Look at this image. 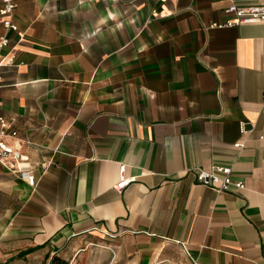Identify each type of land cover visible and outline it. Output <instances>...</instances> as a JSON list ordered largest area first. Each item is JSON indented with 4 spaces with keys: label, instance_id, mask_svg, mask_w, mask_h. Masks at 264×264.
I'll list each match as a JSON object with an SVG mask.
<instances>
[{
    "label": "crops",
    "instance_id": "obj_1",
    "mask_svg": "<svg viewBox=\"0 0 264 264\" xmlns=\"http://www.w3.org/2000/svg\"><path fill=\"white\" fill-rule=\"evenodd\" d=\"M234 1L264 4L18 0L0 117L38 183L0 164V264H264V25L210 28Z\"/></svg>",
    "mask_w": 264,
    "mask_h": 264
},
{
    "label": "built area",
    "instance_id": "obj_2",
    "mask_svg": "<svg viewBox=\"0 0 264 264\" xmlns=\"http://www.w3.org/2000/svg\"><path fill=\"white\" fill-rule=\"evenodd\" d=\"M18 8V0H1L0 7V27L5 31L18 32V26L14 21V15ZM228 18L223 23H213L212 29H226L240 27L243 25H264V4L241 5L232 2L226 9ZM10 40L7 36L0 38V49L9 48ZM16 66L14 47L10 49L8 55L0 59V85L3 82L2 71L6 67ZM1 106V103H0ZM262 112H264V94L262 99ZM242 132L245 133V123L241 125ZM18 134L12 128V123L4 117H0V164L14 176L25 180L28 185L35 188L37 178L34 168L28 159L23 155L20 143L17 142ZM12 140V141H11ZM243 144H236V148H243ZM125 167H122L121 181L116 186L117 190L128 187L132 179L124 176ZM197 182L205 187L222 193L232 189L240 191L246 190V185L242 181L233 178V168L230 166H216L210 170L195 169Z\"/></svg>",
    "mask_w": 264,
    "mask_h": 264
},
{
    "label": "rangeland",
    "instance_id": "obj_3",
    "mask_svg": "<svg viewBox=\"0 0 264 264\" xmlns=\"http://www.w3.org/2000/svg\"><path fill=\"white\" fill-rule=\"evenodd\" d=\"M109 257L104 248H96L87 250L72 264H106Z\"/></svg>",
    "mask_w": 264,
    "mask_h": 264
},
{
    "label": "trees",
    "instance_id": "obj_4",
    "mask_svg": "<svg viewBox=\"0 0 264 264\" xmlns=\"http://www.w3.org/2000/svg\"><path fill=\"white\" fill-rule=\"evenodd\" d=\"M51 264H68V263L59 257H54L53 260L51 261Z\"/></svg>",
    "mask_w": 264,
    "mask_h": 264
}]
</instances>
